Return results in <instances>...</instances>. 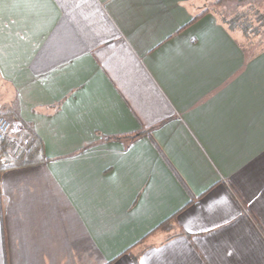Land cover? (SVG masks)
<instances>
[{
  "label": "crops",
  "instance_id": "obj_1",
  "mask_svg": "<svg viewBox=\"0 0 264 264\" xmlns=\"http://www.w3.org/2000/svg\"><path fill=\"white\" fill-rule=\"evenodd\" d=\"M217 2L258 5L0 0V110L45 158L2 175L0 264H264V51Z\"/></svg>",
  "mask_w": 264,
  "mask_h": 264
},
{
  "label": "trees",
  "instance_id": "obj_2",
  "mask_svg": "<svg viewBox=\"0 0 264 264\" xmlns=\"http://www.w3.org/2000/svg\"><path fill=\"white\" fill-rule=\"evenodd\" d=\"M254 10H256V14H258L257 22L261 23V24L259 23L258 25L259 27H256L257 29L253 30L252 29L253 21L249 19L247 14H245V18L242 19L243 22L242 24H240V30L243 36L247 40H249V42L246 45H248V47L251 50L261 52V51H264V30L262 32V29H264V24H263L264 15L259 14L262 11L261 9L255 8ZM250 11H253V10H250ZM206 13L207 12H205L204 14ZM199 18L200 17L195 18L194 21H196ZM239 21H241V19H239ZM238 26H236V21H235V22H232L228 28L231 32H234L236 31V28ZM260 36H263L262 41L255 42L256 44H253L252 42H250L254 38H257ZM13 119H15V121L17 120V118H13ZM23 129L25 130L26 134H28V137L26 138L25 141L22 140L23 149H22L21 154L18 157H14L11 154V148L13 145V141H11L10 138L5 140V142L0 146V181H1L2 175L8 171L32 167V166L43 163L45 160L42 141L35 135V133L32 130H30V128L23 126ZM139 135H143V134H139ZM137 137L139 136H122V137H115V138H107L106 141H123L125 139L133 140L134 138H137Z\"/></svg>",
  "mask_w": 264,
  "mask_h": 264
},
{
  "label": "rangeland",
  "instance_id": "obj_3",
  "mask_svg": "<svg viewBox=\"0 0 264 264\" xmlns=\"http://www.w3.org/2000/svg\"><path fill=\"white\" fill-rule=\"evenodd\" d=\"M258 1V5H256V9H264L263 8V6L262 5H260L259 3H261V4H263L264 3V0H257ZM216 5L218 6V7H216L215 8V5H212L211 6V11L213 12V13H216V14H218V16H219V19L223 22V23H225V24H227V26L229 27L230 26V24L232 23V22H235L236 21V26H238L237 28H236V31L235 32H240V34H242V32H241V30H240V24H242V19L243 18H245V14H247L248 15V17H249V19H251L252 21H253V24H252V29L253 30H256L257 28L256 27H259L258 25H259V23L260 22H257V19H258V14H256V10H253V11H250V10H243L244 8H237L239 5L237 4V6H236V8L234 7H231L228 3H222L221 4V2L219 3V2H217L216 3ZM260 5V6H259ZM264 5V4H263ZM222 6V7H221ZM227 6V7H226ZM262 6V7H261ZM231 8H233L234 10H231ZM262 12H264V10H262L261 11V13H259L260 15H264V13H262ZM243 16V17H242ZM239 19H241V21H239ZM263 20H264V18H263ZM229 24V25H228ZM261 24V23H260ZM263 24H264V22H263ZM261 30V29H260ZM263 30L264 29H262V32H263ZM243 35V34H242ZM263 40V36H260V37H257V38H254L252 41H250V42H252L253 44H256L255 42H258V41H262ZM248 43V42H247ZM0 89H1V86H0ZM4 95V97L6 98L7 96H8V91L7 92H3V90L2 91H0V96H3ZM11 106V105H10ZM8 107V106H7ZM6 110H7V108L6 107H4ZM9 108V110L10 111H13L12 110V108L11 107H8ZM0 115L1 116H6L9 120H11V122L13 123V125H14V129H13V132L14 131H17V127L15 126V123H14V121L8 116V115H6L5 113L3 114L2 112H1V110H0ZM12 132V133H13Z\"/></svg>",
  "mask_w": 264,
  "mask_h": 264
},
{
  "label": "built area",
  "instance_id": "obj_4",
  "mask_svg": "<svg viewBox=\"0 0 264 264\" xmlns=\"http://www.w3.org/2000/svg\"><path fill=\"white\" fill-rule=\"evenodd\" d=\"M14 125L7 117H0V146L7 140L12 134ZM22 139L14 140L11 148V154L14 157H18L22 152Z\"/></svg>",
  "mask_w": 264,
  "mask_h": 264
}]
</instances>
